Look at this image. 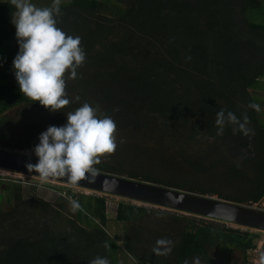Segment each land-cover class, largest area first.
Here are the masks:
<instances>
[{
  "label": "trees",
  "instance_id": "1",
  "mask_svg": "<svg viewBox=\"0 0 264 264\" xmlns=\"http://www.w3.org/2000/svg\"><path fill=\"white\" fill-rule=\"evenodd\" d=\"M127 0L125 4L119 0H72L71 4L61 8V12L71 11L75 9L76 14H82L85 20L94 19L93 24L97 32L108 30V26L112 27L117 23L118 26L125 29L131 25L135 26V18L138 19L135 12L139 6V0ZM146 5L150 8L151 16L162 13L160 0L154 5V0ZM202 4L198 2V6L191 2V0H170L172 6H176L177 11L175 16L181 17L188 14L197 17L200 12L205 10V1ZM216 4L220 1L228 4V9L236 8L238 6L241 19L239 20L241 28L232 27L229 17L222 18L218 12L219 7L213 8V12L221 17L222 23L218 27L212 29L198 28V31L188 29L192 34L182 33L178 37L174 30L175 24H170L165 29H156L151 22L148 24L143 33H138L135 30L128 29L132 37L142 40L145 36V41L149 43L148 47L156 49L157 56H145L139 48L132 47L133 59L135 60L132 75L123 81L131 86V93L136 102L144 101L146 108L153 115L163 114L165 108L162 109L161 103L168 104L170 100L184 102L181 93L178 95H169L164 90L167 83L175 85L180 76L184 78H191L197 82V92L194 97L195 102L199 100L200 111L203 112V118L197 124V128L204 136L208 133H215L218 131L216 125L217 113L223 109L225 116L227 112L234 113L238 119L243 122L244 114L248 117L247 127L252 129V133L244 135L243 133H233V128L237 125L225 123L224 132L219 136V139H225L226 136L231 135L233 139L239 143V155L242 158L238 166H227V174L239 179V183H245L247 189L243 193H239L238 197H233V200H227L238 204L251 206L262 203L264 206V112L256 111L249 108L251 103L264 105V19L258 21L254 20L253 12L264 9L260 5V0H213ZM152 6V7H151ZM234 6V7H233ZM143 8V7H142ZM196 10L192 12L194 9ZM172 9V10H177ZM15 11L11 3H4L0 1V48L3 45L12 46L18 54L19 44L16 38L15 25L8 20ZM229 11V10H228ZM252 13V14H251ZM164 14V13H163ZM193 16V17H192ZM88 17V18H87ZM113 18V19H112ZM162 17L161 24H168V18ZM176 18V19H177ZM131 21V23H130ZM143 21V20H142ZM150 20H145L147 22ZM59 20L58 28H62ZM127 22L130 24L127 26ZM99 28V29H98ZM236 29V30H235ZM66 34L65 29H62ZM89 33V32H88ZM236 34V35H235ZM92 38L91 34H87ZM238 35H241L238 37ZM185 36L184 38H182ZM148 38V40H147ZM181 38V39H180ZM89 45V44H88ZM87 45V46H88ZM141 46V45H140ZM139 47V46H138ZM142 48V46H141ZM247 55V56H246ZM99 59V58H98ZM149 59V60H147ZM155 60H157L155 62ZM101 61V59H99ZM0 69L5 70V77L0 81V148L8 150H23L25 149L21 144H14L12 135L6 133L5 124L3 123V113L22 102H25V95L20 92L18 82L15 79L13 61L8 56H0ZM119 72L125 71L123 68ZM210 71V72H209ZM209 72V73H208ZM210 74L211 77L204 75ZM97 74V73H96ZM184 97V96H183ZM187 97V95H186ZM142 99V100H141ZM25 103H34L40 105L38 101ZM221 103V105H219ZM172 105H175L172 104ZM185 109L188 112L189 102L185 103ZM139 107V106H137ZM131 109V107H130ZM163 110V111H162ZM133 111V108L131 109ZM148 111H145V118H148ZM166 112V111H165ZM132 113V112H130ZM135 113V112H133ZM177 112H172L170 117L175 119ZM133 114L136 121V115ZM167 119V117H166ZM179 121V120H178ZM139 122V121H138ZM185 120H180L179 123L184 124ZM178 123V122H177ZM176 124V122H174ZM246 149V152L241 153L240 149ZM249 148V149H248ZM241 166H244L239 172ZM100 172L132 178L144 182H149L164 187L183 190L199 195L216 196L215 193L203 191L201 189L187 186L180 182H174L168 179H160L151 172L145 171L139 173L137 168H132L123 171L122 168H114L113 166L94 165ZM244 173H252L251 177L245 176ZM246 179H249L246 180ZM4 181L0 178V194H5L6 202L11 210L1 216L0 222V264H2L3 250L13 251L12 244L18 239L25 238L29 240L24 245L25 252H22L30 261L37 258V253L42 252H57L55 251L56 241L60 239L58 236H63L66 231L73 233L74 237H78L79 242L70 240L66 242L60 252H101L102 256L109 260L110 264H117L114 258H110L108 252L114 249L115 244H110V247L105 248L102 241L103 230L100 233L93 230L91 236L83 235L77 226L90 221H97L100 226H104L106 217L104 213L105 199L99 196L80 195L75 202L79 205L74 209L73 222L66 221L65 229L60 232L61 223L57 221V212L55 210L45 211V204L39 201L38 206L31 207H16L12 202L22 201L19 186L11 180ZM248 181V182H247ZM242 185V184H241ZM1 197V195H0ZM217 198H220L216 196ZM122 199V198H121ZM223 199V198H220ZM61 200V199H60ZM226 200V199H223ZM72 206L73 203L71 202ZM38 209L40 214L36 220L37 223L47 224L49 229L47 232H40L36 227L33 232L27 231L29 228V218L31 214L34 215L35 210ZM18 212L21 217H18ZM155 214L156 222L145 225L148 221L147 216ZM114 221L123 224L122 246L124 254L131 257L135 262H146L149 264H223L220 260L224 254L235 251L240 253L243 257L247 251L254 249L255 241L258 239V231L241 230L233 228L229 225L215 221L198 218L191 215H183L178 212H173L166 209H152L144 205H135L128 200H120L115 207L113 217ZM164 221L160 225V222ZM76 224V226H75ZM147 227L146 232L149 234L143 238L142 242L139 239V229ZM3 234L9 237L13 242H4ZM161 238L170 239L172 244V251L166 256H147V252H153L152 249L156 241ZM45 239H51L49 242ZM149 242V243H148ZM11 243V244H10ZM16 243V242H15ZM10 244V245H9ZM7 246V249H5ZM11 253V252H10ZM48 262L54 260V253L48 254ZM16 259V258H15ZM67 259V261L65 260ZM10 264H24L21 261ZM53 264V263H52ZM59 264H72L69 258H64Z\"/></svg>",
  "mask_w": 264,
  "mask_h": 264
},
{
  "label": "rangeland",
  "instance_id": "2",
  "mask_svg": "<svg viewBox=\"0 0 264 264\" xmlns=\"http://www.w3.org/2000/svg\"><path fill=\"white\" fill-rule=\"evenodd\" d=\"M4 3H10V0H0ZM101 1V0H98ZM123 4L127 0H119ZM146 5L150 2L149 0H139V6L136 9L135 23L137 25L129 26L128 29L143 33L144 29L151 22L154 26L158 27L156 29H165L174 25V30L177 32L178 37L182 33L191 34L188 32L190 30H197L198 28L204 29L213 27H218L221 23V17H229V21L236 29L241 28L239 20L241 19V13L238 8L228 9V4L220 1L219 6L217 4L219 1L215 2L213 0L205 1V10L200 12L197 17H193L188 14H184L181 17H176L174 13L179 11L176 6H172L170 0H154L152 6H154L158 1L161 4L162 13L150 15V8ZM72 0H61L60 8L68 6L71 4ZM193 4L196 5L198 2L202 4V1L191 0ZM31 3L37 7H48L51 6L53 0H31ZM131 3H135L134 0ZM260 5L264 7V0H260ZM151 6V7H152ZM219 7L218 11L221 17L217 15V12H213V8ZM143 7V8H142ZM234 7V6H233ZM196 8L192 11L194 12ZM15 9V8H14ZM177 9V10H172ZM229 10V11H228ZM75 9L71 11L61 12L56 16L57 23L62 20L60 25L62 29H65L67 35L79 36L81 38L80 47L84 50L86 56L85 61L81 66H79L77 71V76L75 79L70 78V70L66 71L64 79L66 82L65 92L66 98L69 99L70 103L64 108L58 111H51L46 109L41 104L35 105L34 102L27 96H25V102L20 105L12 107L3 113V123L5 124L6 133L12 135V141L14 144H21L25 149L16 150L29 155H35L34 148L39 144V136L42 132L46 131L49 126H63L67 122V113L74 112L77 108L82 106L84 103H88L94 109H97V115L100 118L103 116L111 117L116 126V143L117 148L115 152L111 155L101 157V162L99 165L113 166L114 168H122L123 171H127L132 168H137L139 173L145 171H151L155 173L160 179H168L174 182H180L187 186H192L203 191L215 193L216 196L226 199L233 200V197H238L239 193L245 192L247 187L245 183H239V179L228 177H233L227 174V166L232 167L238 166L242 158L239 155V145L241 138L233 139L231 135L226 136L225 139H219L216 131L215 133H208L204 136L197 128V124L200 119L203 118V112L200 111L201 102L195 99L194 95L197 92V82L191 78L181 77L176 82L175 85H171L168 82L167 87L164 89L169 95H178L184 98V102L170 100L168 104L161 103L162 109L165 108L163 114L166 115L165 118L161 115H153L146 108V103L136 102L133 98L131 91V86L126 82H123L128 75H132L134 63L136 59H133L132 47L136 49L139 48L141 52H144L145 56H157L156 49L148 47L149 43L145 41V37L142 40L138 39L137 36L132 37L130 35L131 31L125 27L121 28L117 23L112 27H107L108 30L97 32L95 29L93 21L94 19L85 20L82 14H76ZM15 12V11H14ZM13 12V13H14ZM164 13V14H163ZM255 15L254 20L264 19V9L253 12ZM252 14V13H251ZM162 17L168 18V24L164 25L160 23ZM12 16L9 18V22L12 24ZM88 18V17H87ZM163 18V19H165ZM177 18V19H176ZM113 19V18H112ZM145 20H150L143 22ZM131 23V21H130ZM127 22V26L130 24ZM57 26V25H56ZM173 26V25H172ZM188 28V29H187ZM99 29V28H98ZM235 29V30H236ZM89 32V33H88ZM87 34H91L88 37ZM236 35V34H235ZM241 35H238V37ZM183 36L182 38H184ZM181 39V38H180ZM148 40V38H147ZM89 44V45H88ZM88 45V46H87ZM142 48H141V46ZM139 46V47H138ZM3 45L1 54L8 56L12 61L16 57L17 53L11 46ZM7 48V53H6ZM247 56V55H246ZM101 61H99V59ZM149 60V59H147ZM157 60H155L156 62ZM124 69L125 71L119 72L118 70ZM14 69V68H13ZM136 72V71H135ZM210 72V71H209ZM208 72V73H209ZM97 73V74H96ZM205 74V77H211L210 74ZM187 95V97H186ZM175 98V97H174ZM142 100V99H141ZM189 102L188 112L185 109V103ZM175 105H172L174 104ZM221 105V103H219ZM139 106V107H137ZM133 108V111L131 109ZM145 111H148V118H145ZM177 112L175 119L170 117L172 112ZM260 112H264V105L260 106ZM132 112V113H130ZM136 115L138 121H136L133 114ZM167 117V119H166ZM185 120L182 125L179 123L180 120ZM179 120V121H178ZM176 122V124H174ZM178 122V123H177ZM249 149V148H248ZM241 153L246 152V149H240ZM244 166H241L237 170L239 172ZM245 176L251 177L252 173H244ZM228 176V177H227ZM1 182L11 180L16 182L19 186V192L21 193V200L16 203V207L21 209L22 207H28L27 202L31 207L38 206L39 201L45 204V211L55 210L57 212V221L61 223L60 232L65 229L66 221L73 222L74 220V209L71 203L60 200L55 194L57 191L62 189H67L64 185L57 184L50 181H42L34 177H28L18 173H13L0 169ZM249 181V179H246ZM247 181V182H248ZM30 183V184H29ZM1 189V187H0ZM71 190V189H67ZM76 193H82L84 195L99 196L105 199L104 201V213L106 217V222L104 226H100L97 221H90L87 226L80 224L78 226L80 233L83 235L91 236L93 230L100 233L103 230L102 241L110 244H115V247L111 252H108L110 258H114L117 264H149L146 262H135L131 257L124 254L122 246V234H123V224L114 221V213L116 204L123 200L119 197L111 195H103L88 191L85 189H72ZM1 191V190H0ZM240 191V192H239ZM239 192V193H238ZM0 217L4 216L11 210V206L5 199V194H0ZM214 196V197H216ZM125 200V199H124ZM135 205H143L139 203H133ZM148 206L152 209H158V207ZM251 207L261 208L264 210L262 203L251 205ZM160 209V208H159ZM41 215L38 209L35 210L34 215L27 216L29 218V228L26 230L29 232L33 228V232L36 227L40 229V232H47V224L38 222L37 217ZM18 217L21 214L18 212ZM2 218V217H1ZM155 214H149L147 216V222L145 225L149 226L150 223L156 222ZM158 219V218H157ZM1 222V219H0ZM164 224V221L160 222ZM76 226V224H75ZM232 227V226H230ZM139 229V239L142 242L145 237L149 235L145 230L147 227H142ZM233 228H238L234 227ZM241 230H246L239 228ZM252 232V230H248ZM258 239L255 241L254 249L247 251L244 257L235 251L228 252L221 256L220 260L223 264H259V256L264 253V232L258 233ZM60 239H55L56 246L55 251L57 252H42L37 253V258L34 261H30L26 256L22 254L25 252L24 244L29 242L25 238L13 242L9 240V237L3 234L4 242H13V251L3 250L2 264L18 263L21 261L24 264H47L49 261L48 254L54 253L55 258L50 264H59L62 259L69 258L72 264H88V262L97 257L102 256L101 252H60L62 247L66 242L74 240L79 242L78 237H74L73 233L66 231L62 237L58 236ZM50 241L51 239H45ZM149 243V242H148ZM11 244V243H10ZM9 244V245H10ZM7 249V246L6 248ZM11 252V253H10ZM147 256H153V252H147ZM106 257V256H105ZM16 258V259H15ZM67 261V259H65ZM199 264V263H196Z\"/></svg>",
  "mask_w": 264,
  "mask_h": 264
},
{
  "label": "clouds",
  "instance_id": "3",
  "mask_svg": "<svg viewBox=\"0 0 264 264\" xmlns=\"http://www.w3.org/2000/svg\"><path fill=\"white\" fill-rule=\"evenodd\" d=\"M14 6L12 23L16 28L19 52L13 60L15 79L20 92L46 109L55 112L70 103L66 98V71L70 78L77 76L76 69L85 61V52L80 47L79 36L67 35L58 28L56 16L61 13V0H53L51 6L37 7L31 0H10ZM249 108L259 111V104L251 103ZM63 126H49L39 136L34 152L36 164H27L29 172H36L42 181L65 178L72 184L82 180L94 183L98 169L94 165L101 157L111 155L117 148L114 120L109 116L100 118L97 109L84 103L74 112H68ZM237 125L233 133L249 135L248 117L243 122L232 112L221 109L216 116L218 135L224 132L225 123ZM73 208L79 205L73 201ZM173 242L167 238L156 241L152 251L157 256L169 255ZM104 247L109 245L105 242ZM88 264H110L106 257L97 256ZM264 264V253L259 256Z\"/></svg>",
  "mask_w": 264,
  "mask_h": 264
},
{
  "label": "water",
  "instance_id": "4",
  "mask_svg": "<svg viewBox=\"0 0 264 264\" xmlns=\"http://www.w3.org/2000/svg\"><path fill=\"white\" fill-rule=\"evenodd\" d=\"M37 162V156L0 148L1 170L41 179L38 173L29 172L26 166L29 163L36 164ZM48 181L119 197L133 203L158 207L183 215L215 220L232 227L264 232L263 209L210 195H199L100 171H98L94 183L82 180L77 184H72L67 181V177L49 179Z\"/></svg>",
  "mask_w": 264,
  "mask_h": 264
},
{
  "label": "built area",
  "instance_id": "5",
  "mask_svg": "<svg viewBox=\"0 0 264 264\" xmlns=\"http://www.w3.org/2000/svg\"><path fill=\"white\" fill-rule=\"evenodd\" d=\"M37 179H39V178H37ZM64 186L67 187V189H71V190L62 189L60 191H57L55 194L59 199H61L63 201L71 203V202L75 201L78 196L84 195L82 193H76V191L72 190L73 188L78 189V187L68 186V185H64ZM79 189H81V188H79Z\"/></svg>",
  "mask_w": 264,
  "mask_h": 264
},
{
  "label": "crops",
  "instance_id": "6",
  "mask_svg": "<svg viewBox=\"0 0 264 264\" xmlns=\"http://www.w3.org/2000/svg\"><path fill=\"white\" fill-rule=\"evenodd\" d=\"M8 47V46H7ZM12 47V46H11ZM9 49H10V47H8ZM12 49H13V47H12ZM1 50H2V47L0 48V56L2 55L3 57H4V55L3 54H1ZM8 51H7V48H6V53H7ZM12 58V57H11ZM11 58H9V59H11ZM1 64V63H0ZM5 70H3L2 71V69H0V81H3V78L5 77Z\"/></svg>",
  "mask_w": 264,
  "mask_h": 264
}]
</instances>
